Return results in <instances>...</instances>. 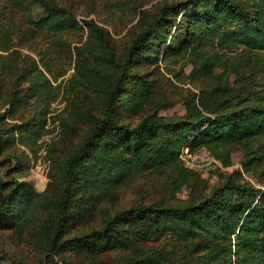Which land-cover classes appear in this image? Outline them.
Masks as SVG:
<instances>
[{"label": "trees", "instance_id": "obj_1", "mask_svg": "<svg viewBox=\"0 0 264 264\" xmlns=\"http://www.w3.org/2000/svg\"><path fill=\"white\" fill-rule=\"evenodd\" d=\"M136 16L118 49L108 28L79 20L59 0H0V52H9L12 70L6 104L15 112L29 97H45L47 54L63 48V36L77 34L68 50L74 73L58 90L67 100L62 120L71 130L83 128L42 192L0 173V228L22 229L39 219L42 264L76 263L69 254L98 264H264V188L235 173L210 186L203 171L180 158L185 148H205L226 167L232 151L242 148L247 156L264 138V0H164ZM39 40L47 43L37 48L41 63L13 50ZM178 60L192 67L190 76L209 82L184 98V115L165 117L160 110L173 103L156 99L165 76L155 72L159 62ZM82 89L97 94L88 107V100L79 101ZM122 109L137 122L120 118ZM36 116L11 128L13 143L27 144L24 132L39 136L44 120ZM242 165L247 171V161ZM147 176L162 179L160 199L108 205ZM71 224L78 230L70 232ZM108 254L115 256L102 259ZM5 261L0 255V264Z\"/></svg>", "mask_w": 264, "mask_h": 264}, {"label": "rangeland", "instance_id": "obj_2", "mask_svg": "<svg viewBox=\"0 0 264 264\" xmlns=\"http://www.w3.org/2000/svg\"><path fill=\"white\" fill-rule=\"evenodd\" d=\"M70 7L77 18L94 19L96 23L108 28L114 44L121 49L128 41L129 31L137 21L136 12L144 9H150L155 4L164 0H59ZM174 1V0H168ZM79 38L77 34L63 36L66 43L62 49L50 50L47 54V62L51 72L44 71V74L50 82L47 87L48 93L45 97H29L23 105L19 106L15 112L10 110L6 104V97L9 96L10 85L12 83L9 70L10 58L9 52H0V173L2 178L8 182L18 181L28 183L39 192L46 189L52 178H57L61 171V165L72 145L79 139V133L83 130L81 126L72 125L70 127L62 120L67 117L65 111L67 100L63 98L62 89L59 86L66 83L67 79L74 73L75 57L70 59V48L76 45ZM85 36H83V39ZM33 45V44H32ZM37 45V46H36ZM47 46L46 42L38 41V44L31 48L21 43L15 44L13 50L22 52L29 57L34 58L37 63H41L37 48ZM36 46V48H35ZM48 53V52H46ZM160 59V58H159ZM158 59V60H159ZM41 67V66H40ZM191 66L184 60L173 61L170 64L159 62L157 77L165 76L163 83L155 86L156 99L160 102H171L173 105L168 109L160 110L159 114L165 117L182 116L185 113L184 98L191 96V93L197 92L200 87L209 82V78L203 76H190ZM65 71L64 75L54 80L53 75ZM27 82H23L22 87L25 91ZM24 93V92H23ZM53 96V97H52ZM79 101L85 103L86 107L93 104L92 100H97V94L89 89L78 91ZM52 97V99L46 100ZM92 102V103H90ZM122 112L120 118H129L130 123L137 122V115H128ZM40 114L39 116L37 114ZM37 115V116H36ZM36 116L43 121V129L39 131L36 125L33 126V134L39 136L30 138V134L24 132L22 140L26 143L12 142V134L9 133L14 125H19L27 118ZM34 118V117H33ZM32 117L31 120H34ZM38 121V122H39ZM72 122V121H70ZM17 135H15L16 137ZM32 136V135H31ZM252 152H246L244 149H237L230 154V165L213 168L201 173L210 186L216 185L221 176L235 173L243 180H248L254 186L264 188V138L250 145ZM6 158H8L6 160ZM256 158V159H254ZM5 160V161H4ZM247 161L248 170L244 171L242 162ZM210 169V168H209ZM240 174V175H239ZM159 177L147 176L137 179L128 190L118 191L109 200L108 205L114 209H121L125 206L138 202H148L152 199H160L166 194L163 182ZM161 183V184H160ZM178 198L186 197V190L177 195ZM40 216V215H39ZM31 224L22 229L18 228H0V255L5 257L6 264L22 262L24 264H42L44 242L37 232L39 228V219H35ZM95 219H91L87 224L93 225ZM37 227V228H36ZM37 231H36V229ZM70 232L78 230L73 224L69 227ZM162 245L161 243H159ZM115 254V253H114ZM114 254H108L102 259ZM68 258L76 263L74 264H98L94 257L85 255L69 254Z\"/></svg>", "mask_w": 264, "mask_h": 264}, {"label": "built area", "instance_id": "obj_3", "mask_svg": "<svg viewBox=\"0 0 264 264\" xmlns=\"http://www.w3.org/2000/svg\"><path fill=\"white\" fill-rule=\"evenodd\" d=\"M180 158L184 166L194 170L206 171L212 167H221L219 160L213 157L205 148L194 152L185 148L181 151Z\"/></svg>", "mask_w": 264, "mask_h": 264}]
</instances>
